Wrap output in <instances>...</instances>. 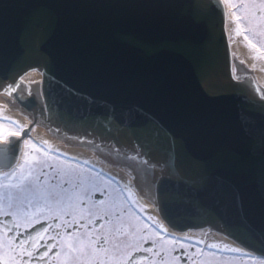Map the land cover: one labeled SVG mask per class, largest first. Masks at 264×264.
<instances>
[{"label":"water","instance_id":"1","mask_svg":"<svg viewBox=\"0 0 264 264\" xmlns=\"http://www.w3.org/2000/svg\"><path fill=\"white\" fill-rule=\"evenodd\" d=\"M225 21L222 0H0V85L38 68L46 104L38 84L8 98L33 120L0 147V167L16 164L36 122L142 153L135 133L152 118L210 165L200 189L160 170L162 218L264 254V99L232 78Z\"/></svg>","mask_w":264,"mask_h":264},{"label":"snow or ice","instance_id":"2","mask_svg":"<svg viewBox=\"0 0 264 264\" xmlns=\"http://www.w3.org/2000/svg\"><path fill=\"white\" fill-rule=\"evenodd\" d=\"M225 3L230 9L239 6L246 13L244 19L249 22L256 17L264 21V0H240L239 5L235 0H225ZM231 17L237 22L239 34L243 30L240 26L242 17L236 11L231 12ZM244 39L255 48L247 35ZM23 86L21 79L5 91L15 92ZM135 135L139 147L144 149L141 155L149 157L140 160L141 164L153 171L157 167L170 171L178 184L193 189L206 186L210 177L209 162L185 151L158 120L149 118ZM161 135L168 139V147L163 150L164 158L153 162V152L161 150ZM19 136L20 132H12L0 137V147L13 143L8 137ZM24 144L29 141L25 140ZM28 155L23 153L24 162L15 167L10 165L11 171L4 174L6 179L16 181L7 188L10 192L16 191L18 196L15 202L9 196L7 207L0 209V264H156L157 257L163 261L164 244L157 239L164 240L161 231L146 224L138 232L130 233L124 220L128 210L100 198L107 193V187L90 184L74 169L58 168L46 160L29 164ZM129 159L136 160L137 157ZM131 183L139 187L135 178ZM25 204L27 209L34 211L21 212L20 206ZM160 227L167 232L162 225ZM183 239L186 237L169 234V239L164 241L179 245L182 254L175 256L177 262L191 259L187 246L181 242ZM225 248L241 258L258 259L240 248ZM173 251L177 249L174 247ZM258 264H264V258H259Z\"/></svg>","mask_w":264,"mask_h":264},{"label":"bare ground","instance_id":"3","mask_svg":"<svg viewBox=\"0 0 264 264\" xmlns=\"http://www.w3.org/2000/svg\"><path fill=\"white\" fill-rule=\"evenodd\" d=\"M222 2L226 11L225 31L231 49V76L236 80L243 78L247 79L248 77L255 90L254 95L264 99V61H261L262 65H256L255 60L257 61V59L254 57V50L249 48V43L247 44L246 42H239L238 40L232 41L231 34L233 30H237V25L232 20V10L229 8L228 4L225 3V0H222ZM186 21L187 23H190L188 20ZM253 45H255V43H253ZM252 48L255 49L254 47ZM245 71L250 72V74L244 73ZM21 79H23V88L25 89L26 94L32 93L35 84L39 85L37 91H34L33 95H39V98H42L43 103L46 106L42 89V71L38 68H31L22 73L20 80ZM9 85L10 83L5 82L4 87L0 88L1 115L18 119L22 122L23 128L32 125L33 116H31V114L26 111L25 108L22 107L20 109L18 106H15L14 108V105L7 103L9 97L11 98L12 102H17L16 98L13 96V92L5 91ZM20 92H22V90ZM46 115L47 114H45V116ZM21 134L22 132L20 131V136ZM30 136L44 145H48L53 149H57V151H60L61 153L64 152L68 156L85 160L90 165H93L99 170L115 177L121 183V185H125L124 187L126 188V191H130L132 195L135 194L137 200L143 202V204H145L147 209L151 211L154 217L174 234L184 236L193 235L203 238L205 241L222 240L229 244H233L234 246L243 249L246 252L254 253L253 251L241 245L232 237L226 235L224 232L208 225L201 228L174 230V228L162 218L158 210L159 206L155 191V180L157 179L159 175L158 173L161 169L157 167L155 171H153L150 167H146L145 165L141 164L139 162L140 160H148V158L145 155H141L138 149L134 148V150H129L127 148L119 147L113 144H109L108 146L106 143L98 141L94 138L68 133L42 122H36V124L30 130ZM24 140L25 139L20 141V146H22ZM129 157H137V159L132 160L129 159ZM6 169L7 167H0V171H6ZM134 178L136 179L139 187L131 183Z\"/></svg>","mask_w":264,"mask_h":264},{"label":"flooded vegetation","instance_id":"4","mask_svg":"<svg viewBox=\"0 0 264 264\" xmlns=\"http://www.w3.org/2000/svg\"><path fill=\"white\" fill-rule=\"evenodd\" d=\"M235 2L239 5L240 0H235ZM231 10L236 11L237 14L242 17L240 21V26L243 29L242 31H240L241 37L244 39V36L247 35L252 41V44L255 43L258 49L261 46L262 51H259H261V53H264V21H261L258 17L252 18L251 22H249L248 19H244L246 13L241 8H239V6L236 9ZM233 21L237 25V22L234 18ZM72 162L89 169L88 178H85L90 184H99L101 186L107 187V193L100 198L105 199L106 202H108L109 204L115 203L116 205L122 206L128 210L127 216L124 218V220L125 226L129 229L130 233L138 232L140 229H143L146 224L155 226L156 231H161V236L164 237V240H159V238L157 239L160 243L164 244L165 254L163 261H161L159 257L156 258V264H243L244 261L246 263V257L241 258L238 254L226 250V248H223V246H217L215 248H212L209 247L208 244H204V240H202L201 238L198 239L192 235L184 236L174 234L173 232L169 231L158 219L154 217V215L151 213V211L147 209L143 202L137 200L135 194L132 195L130 191H126V188L124 187L125 185H121V183L116 178L111 177L106 172L100 170V174H103L105 178L94 179L90 171L94 169L99 174V169L97 167H94L93 165L82 161ZM12 181H10L9 184H13ZM116 190L119 194L116 192ZM7 193H11V197L15 202V198L18 196V194L14 195V193L10 192L9 190H7ZM7 203V198L3 199V196H0V209L6 208ZM20 210L21 212L34 211V209H27L26 204L21 205ZM149 217H151V219H149ZM161 225L163 226V228L167 229V232L162 231L160 227ZM169 234H171L172 237H186V239H183L181 242L187 246L186 251L188 253V256L191 257V259H185L179 262L175 260V256L178 254H182V252L179 251L178 244L174 246L172 244L164 242L169 239ZM174 247L177 249V251H173ZM0 254H2V252H0ZM233 256H236L234 257V260L233 258H230ZM252 256L257 257L258 259L264 258L261 257V255L253 253ZM229 260L231 263L229 262ZM257 260L254 261L255 264H258Z\"/></svg>","mask_w":264,"mask_h":264},{"label":"rangeland","instance_id":"5","mask_svg":"<svg viewBox=\"0 0 264 264\" xmlns=\"http://www.w3.org/2000/svg\"><path fill=\"white\" fill-rule=\"evenodd\" d=\"M231 36H232L231 37L232 41L238 40L239 42H243V43L246 42L248 44V41H245L241 37V32H239V34H238L237 30H235V31L233 30ZM248 46L251 50H254V57L257 59V61L255 60L256 65H262L261 61H264V53H261L259 51L262 49L261 46L259 49L257 47H255V49H253L249 44H248ZM255 46H256V44H255ZM244 73L250 74V72H248V71H245ZM13 107L15 108V106H13ZM22 128H23V124L21 121H19L16 118H13V117H7L4 115H1V113H0V137L7 136L8 133L20 132L22 130ZM25 140L29 141V144L25 145L24 142L22 143L20 155H19V158L17 159L16 164L24 162L23 153L27 152V153H29V155L27 156V161L29 164L33 163L35 160H40V161L46 160L50 163L56 164V166L58 168H62V169L63 168H72L77 173H81V175L83 177L88 178V170L89 169L72 162V161H82V162L88 163L87 161L79 159V158H74V157L68 156L64 152L61 153L60 151H57V149H53L52 147H50L48 145H44V144L38 142L37 140H35L30 135ZM33 145L35 147H33ZM45 153H47V155H45ZM16 164L13 167H15ZM10 171H11V168L6 169V171H0V173H1V175H0V180H1L0 181V196H3V199L7 198V200H8V194H9V196H11V193H7V190H8L7 186L9 184V182L12 180L6 179L4 177V174L6 172H10ZM90 172L92 173L94 179L105 178L103 174L102 175L100 174L101 173L100 170L98 171L99 174L94 169H92ZM12 182H13V184L16 183V181L14 179ZM11 192L14 193V195L18 194L14 190ZM116 192H117V190H116ZM5 195H6V197H5ZM195 238L199 239L200 237L195 236ZM201 239L204 240L203 238H201ZM204 244H208L209 246L215 245L216 247L217 246H223V248H225V246H227L228 249L238 248V247L234 246L233 244H229V243L224 242L222 240H211V241H205L204 240ZM234 257H236V256H233V260H234ZM245 260H246V263L244 261L243 264H255V262H254L255 260H253L252 258L246 257ZM229 262H230V260H229ZM257 262H258V260H257Z\"/></svg>","mask_w":264,"mask_h":264}]
</instances>
